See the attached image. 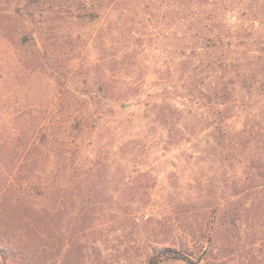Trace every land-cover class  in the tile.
Segmentation results:
<instances>
[{
  "label": "rangeland",
  "instance_id": "obj_1",
  "mask_svg": "<svg viewBox=\"0 0 264 264\" xmlns=\"http://www.w3.org/2000/svg\"><path fill=\"white\" fill-rule=\"evenodd\" d=\"M54 4L0 0V264H264V0Z\"/></svg>",
  "mask_w": 264,
  "mask_h": 264
},
{
  "label": "trees",
  "instance_id": "obj_2",
  "mask_svg": "<svg viewBox=\"0 0 264 264\" xmlns=\"http://www.w3.org/2000/svg\"><path fill=\"white\" fill-rule=\"evenodd\" d=\"M104 0H54L55 4L53 5L55 8V13H63L62 12V8L64 7V5H68V12H66L67 15H69L70 18H75V19H81V18H94L97 17V15L95 14V10H98L100 7V4L103 3ZM30 4H33V6H37V7H41V3L42 0H29ZM88 3V7L85 6V4ZM185 8V7H184ZM186 10L183 9V16L187 17L185 15ZM194 15V16H193ZM190 16L187 20H189V23L191 24L192 22V28H194V30H197V28H199L198 24L195 23L193 20H197L199 19L198 14H195L193 12H190V14L188 15ZM195 18V19H193ZM186 20V18L184 19ZM203 29L205 30V27H203ZM191 30V28L189 29V31ZM216 68L218 70L221 69H225V64L222 62H219V64H216ZM221 79V78H220ZM217 78V80L214 81V85L215 87H218L219 84V80ZM224 89H220V91H223ZM220 127V126H219ZM216 132L215 135L217 137V141L219 140V138H223L224 140V133L219 136L218 132H220V130H218V128H216ZM227 139V138H226ZM164 256L165 258H170L173 260H179V261H183L186 264H197V262H194L192 259H190L187 255H185L184 253L180 252V251H176V250H172V249H164L160 254H158V256H154L153 258L150 259L148 264H157L158 262V257Z\"/></svg>",
  "mask_w": 264,
  "mask_h": 264
}]
</instances>
